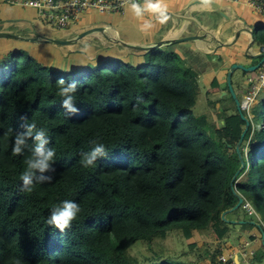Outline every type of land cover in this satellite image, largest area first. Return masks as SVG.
I'll return each mask as SVG.
<instances>
[{"label": "trees", "instance_id": "trees-1", "mask_svg": "<svg viewBox=\"0 0 264 264\" xmlns=\"http://www.w3.org/2000/svg\"><path fill=\"white\" fill-rule=\"evenodd\" d=\"M263 31L257 29L254 39L264 41ZM176 48L133 49L142 63L111 59L76 74L54 71L24 50L1 59L0 264L221 263L222 249L196 243L188 247L199 260L178 261L167 246L168 235L177 228L186 240L195 231L225 239L226 220L241 221L230 216L240 215L244 203L231 211L240 197L255 198L264 207V134L254 136L249 152L244 147L252 139L244 137L240 159L236 145L246 122L230 96L231 102L220 106L216 136L209 135L208 116L193 113L201 95L200 71ZM60 77L78 82L75 116H66L60 106ZM32 121L55 150V171L49 173L51 183L26 192L20 176L30 147L22 155H13L12 148L20 125ZM92 141L103 143L108 156L84 168L80 161ZM249 167L253 178L244 177ZM64 200L76 202L81 211L61 233L47 219ZM223 212H228L225 220ZM258 223L259 228L241 221V231L264 232ZM144 243L151 256L141 261L131 249Z\"/></svg>", "mask_w": 264, "mask_h": 264}, {"label": "rangeland", "instance_id": "rangeland-1", "mask_svg": "<svg viewBox=\"0 0 264 264\" xmlns=\"http://www.w3.org/2000/svg\"><path fill=\"white\" fill-rule=\"evenodd\" d=\"M214 1L216 3H227L233 9V20L239 18L244 22L242 27H247L248 29L252 28L256 31L259 27L264 26V17L262 15L255 14L253 9L234 4L230 1ZM166 3L168 5L169 12L168 22L161 25L156 23L154 18L146 15L145 19H152L155 24V27L147 32L140 31V24L143 21L136 19L128 8L125 15H107L104 13H98L97 11H88L81 16L77 25L70 28L57 29L47 23L44 18L39 16L37 11L33 8L0 3V33L10 34L17 37L15 39L0 38V61L9 52L24 50L33 56L39 63L46 67H50V69L54 71L71 72L75 74L83 70H95L100 65L110 61L111 59H119L132 64H137L138 62L141 63L143 62L142 56L137 55L133 49H128L125 46L114 44L112 42H108L104 45L102 40L96 38L94 35H88L81 39H78V36L82 32L91 28H113L118 32L120 39L125 43L135 42L146 44V42H159L161 41L163 34L172 24V15L188 7V0H166ZM195 15L200 20H203L205 14L196 13ZM113 33L115 36V31H113ZM108 34L109 33H106L107 36ZM42 37L46 39L72 41L73 44L58 45L48 43L44 42ZM194 42L195 41H188L185 44L190 46V44ZM249 45L250 44L247 42L246 36H242L238 42L228 48L230 52L238 55L239 62L243 63L246 67L250 65L255 66L260 62L259 58H253L247 54ZM262 45H264V41L260 38L256 39L252 44L253 51L255 53H259ZM178 50L179 52H182L181 49L178 48ZM202 58L207 59V61L211 63L214 55L211 53L210 56H202ZM230 69L231 67L228 66L222 71L220 77L221 88L220 90L217 89L212 95H209L211 92L208 88V81L212 75L216 73L208 69V71L203 73V78L199 79L203 96L194 107L193 113L196 117L208 116L211 124L206 128V131L212 137L216 136L215 132L221 126L223 117L221 115L222 113H220L221 110L215 112L211 110L206 103L209 99L217 101L219 98L220 101H224L226 103L231 102L228 80ZM257 74L258 73L256 71L243 72L240 69L235 70L232 74L231 84L239 100L243 99V95L246 94L247 89L250 87L247 81V76L255 77ZM221 104L222 103L217 104V107L220 108ZM246 116H250L251 118L249 117V120L251 119L255 125H262L264 123V90L259 93L255 103L252 105ZM256 134L261 137V135L264 134V127L261 128V130L256 129L255 136ZM246 135L249 136V138L252 136V141H248L249 144L244 147V152H249L252 142H256L255 137H253V127L248 128ZM247 163L248 162H246V164ZM244 175L245 178H253L254 174L249 167L244 172ZM249 204H251L255 209L261 221L255 217L257 214L250 213L253 212L251 209H246L245 203L243 205V209L240 213H238L240 215L237 216V214H230V216L232 218H240L243 223L253 222L256 224L257 228H259L260 225L258 222L264 225V207H262V205L255 198H252ZM226 222H228L227 224L230 231L225 239L230 238L234 244L233 246L235 247L240 243L233 250L231 247H227L229 243H226L224 241L225 239H219L218 234H213V232L205 238L199 232L195 231L194 237L190 240H186L182 231L177 228H174L169 232V242L167 241V246L171 250L174 258L182 262H195L199 260L195 253L189 252L188 247L189 244L196 243L199 246L209 244L210 246L212 245L214 248L218 247L219 249L223 247L222 252L225 251V254H228V251L230 250L229 253L232 254V258L230 259L229 264H264V258L260 262L256 260V253L258 252L257 248L258 245H260L258 242V240L260 241V238L257 234L254 236L251 232L249 234L250 237L248 234H245L244 237L246 242H244V240L237 241V233L241 227V223H239L240 225L238 223H229V220H226ZM232 222H237V219H234ZM258 232L259 235L263 237L264 232L260 229H258ZM218 240H220L219 243ZM262 247H264V245ZM159 249L162 248L159 247ZM147 251H149V247L146 243L143 245L139 244L137 246H133L131 249L132 254L141 261H146V256H151V254ZM163 254L166 255L165 253ZM235 255H237V259ZM201 263L209 264L208 261H203Z\"/></svg>", "mask_w": 264, "mask_h": 264}, {"label": "clouds", "instance_id": "clouds-1", "mask_svg": "<svg viewBox=\"0 0 264 264\" xmlns=\"http://www.w3.org/2000/svg\"><path fill=\"white\" fill-rule=\"evenodd\" d=\"M197 3L199 7L207 10L212 8L214 0H197ZM124 4L136 19L143 21L140 24V31L142 32H147L155 27L152 19H145L146 15L154 18L155 22L161 25L166 24L169 20L168 5L166 3V0H124ZM127 8L125 10V13L127 11ZM125 13L123 15H125ZM110 29L111 28H104L103 32H97L92 35H101L103 38H109L106 35L105 30L109 31ZM42 40L45 42L46 38L42 37ZM112 40L115 42L114 44L125 46L128 49L139 50L136 48L127 47L126 45L135 44L123 42L120 39V36L116 34V32L115 36L110 38V42H112ZM135 46L146 47L140 45ZM77 90L78 82L75 79H66L65 77H60L57 80V95L61 97L60 106L62 109H64L66 116H75L80 111L75 103V93L77 92ZM242 100H239L240 104ZM242 114L249 120V117L246 116V114ZM25 119V117H21V120ZM20 127L22 131L17 132L15 135L12 153L13 155H22L24 153V150L30 147L31 154L25 161L26 169L21 174L20 179L22 181L21 191L31 192L34 185L37 183L43 184L52 182L53 176L49 175V173L55 171L53 165L55 162L56 153L53 148L48 147V145L50 144V140L47 136L46 131L43 128H38L35 121L22 123ZM29 140L32 141L31 146H29L28 144ZM92 145L93 146L91 147V149L83 153L82 155L80 163L84 168L94 167L96 166L98 160L106 158L108 156V152L103 143L92 141ZM246 207L255 212V209L252 208L251 204H247ZM80 211L81 208L76 202L71 200H64L59 205L51 209L50 215L47 219V224L63 233L66 229L72 227V224L77 219Z\"/></svg>", "mask_w": 264, "mask_h": 264}, {"label": "crops", "instance_id": "crops-1", "mask_svg": "<svg viewBox=\"0 0 264 264\" xmlns=\"http://www.w3.org/2000/svg\"><path fill=\"white\" fill-rule=\"evenodd\" d=\"M221 1H224V2L230 1L234 4L245 6V7L252 9L245 0H221ZM187 4H188V7L172 15V18H171L172 24L167 29V31L163 34L161 41L166 40V39L172 40V39H178V38H182L186 36H194L198 34L204 36L203 40H195V42L190 44V46H187L185 44L186 42L177 44L176 51L182 58L187 60L188 63H192L198 69V71H200L199 79L203 78V73L208 71V69L216 73V74H213L212 77L208 81V88L210 89V92H211L209 93V95H212L216 92L217 89L220 90L221 88L220 77H221L222 71L226 69V67L228 66L231 67L233 64H243L239 62L238 55L236 53L234 54L230 52L228 48L232 47L236 42H238V40L242 36H246L247 42L249 44H251L252 42H255L254 35H253L255 32V29L253 30L252 28L248 29L247 27H242L244 25V22L239 18H236L233 20V9L227 3L225 4L216 3L214 1L212 8L207 9V10L199 7L197 0H188ZM221 12H223L225 16H223ZM254 12L255 14H259L255 10ZM196 13L205 14L204 19L200 20L195 15ZM260 28H264V26H261L258 29ZM113 31H115L116 34L119 35L116 30L111 28L109 31L105 30L106 33H109L108 34L109 38H103L101 35H96V36L94 35V36L98 39H101L103 44L106 45L108 42H110V38L114 36ZM238 34H239V37H237ZM112 42L115 43L113 40ZM129 44H135V45H140V46H152L155 43L146 42V44L145 43L140 44V43L131 42ZM178 48L181 49L182 52H179ZM250 48H252V46L250 47L249 45L247 52H248V55H250L251 57L253 54L249 53ZM201 51H203L204 53ZM211 53L212 55H214V58L211 61V63H209L207 59L202 58V56H206V57L210 56ZM258 54L259 53H255V55H258ZM252 66L254 65L247 66V68L252 67ZM200 92H201V95L198 101L203 96L201 87H200ZM247 92H248V89H247ZM222 102L224 101H220V98L217 101L209 99L206 104L211 110L216 112L220 110V108L217 107V104L222 103ZM248 121L250 123L249 128L253 127V137H254L256 129L261 130V128H263L264 126V123L262 125H259V124L255 125L251 121V119ZM236 223L239 224V221H237ZM251 232L253 233L254 236L257 234V236L260 238V241L258 240L260 245H258V248H257L258 252L256 253V260L260 262L264 258L263 250H262V246L264 245V239L263 237L259 235V232L257 229H252V230L243 232L241 231V227H240L237 233L236 240L237 241L244 240V242H246L244 235L248 234L249 236ZM224 241L226 243H229V245L227 244L228 245L227 247H231L232 250L235 249L240 244L239 243L236 247L233 246L234 244L232 243L230 238L225 239ZM219 242L220 240H218V243ZM221 249L223 250V247ZM224 252L222 254H225ZM229 252L230 250L228 251V253ZM235 257L237 259V255H235Z\"/></svg>", "mask_w": 264, "mask_h": 264}, {"label": "built area", "instance_id": "built-area-1", "mask_svg": "<svg viewBox=\"0 0 264 264\" xmlns=\"http://www.w3.org/2000/svg\"><path fill=\"white\" fill-rule=\"evenodd\" d=\"M245 1L252 9L264 17V0ZM0 2L33 8L38 12L39 16L57 29L70 28L77 25L81 16L88 11H97L108 15H123L127 8L124 0H0ZM249 53L255 55L252 48L249 49ZM259 54H264V45L261 46ZM256 72L258 73L257 76H248L247 78L250 87L240 104V110L244 114L249 113L259 93L264 90V62ZM251 137L250 139H252ZM254 144L252 142V145ZM243 203L247 205L249 201H243ZM246 209L249 210L248 207ZM250 213L256 214V212ZM231 258L232 254L230 253L221 254L219 261L223 264H229Z\"/></svg>", "mask_w": 264, "mask_h": 264}, {"label": "water", "instance_id": "water-1", "mask_svg": "<svg viewBox=\"0 0 264 264\" xmlns=\"http://www.w3.org/2000/svg\"><path fill=\"white\" fill-rule=\"evenodd\" d=\"M221 14L223 16H225V14L223 12H221ZM103 31H104V28H91L89 30H86V31L82 32L78 36V39H81V38H83L85 36H88V35L95 34L97 32H103ZM237 37H239V34L237 35ZM0 38H13V39H15L17 37L16 36H13V35H10V34L0 33ZM203 39H204V36L198 34V35L186 36V37H182V38H178V39H172V40L166 39V40H162L160 42L155 43L152 46H146V47H139V46H135V45H126V46L129 47V48H136V49H139V50L150 51V50H152L154 48H160V47L165 46V45H168V44H180V43H183V42L195 41V40H203ZM45 42L54 43V44H58V45L73 44L72 41H63V40H55V39H46ZM233 44H231V45H233ZM252 44H253V42L250 44V47L252 46ZM247 54H248V52H247ZM251 57H253V58H261L260 59V62L257 65L252 66V67H249V68H247L243 64H233L231 66L230 72L228 74L230 94H231V96L234 98V100L236 102L237 110H238L241 118L246 122V126H245L244 131L242 132L241 139L238 142V144L236 145V150H237V152L239 154V158L240 159L242 158V154H241L240 147H241V144H242V141H243L244 137L246 136V133H247V130H248L249 126H250V123H249L248 119L240 111V101L237 98V95L234 92V89L232 87V84H231V76L235 72V70H238V69L242 70L243 72L257 71V69L260 67V65L264 62V54H258V55H255V56L252 55ZM243 167H244V163H242L240 169H243ZM238 173H239V171H237L236 174L234 175L233 180H232V183L237 179ZM243 201H244V199L242 197H240L239 198V201H238V204L231 211H235L236 209H238L243 204ZM227 213L228 212H224L222 214V219H225V216H226ZM263 239H264V234H263Z\"/></svg>", "mask_w": 264, "mask_h": 264}]
</instances>
